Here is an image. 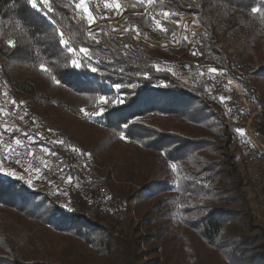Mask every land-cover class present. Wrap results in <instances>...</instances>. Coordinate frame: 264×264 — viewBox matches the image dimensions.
Here are the masks:
<instances>
[{
	"label": "trees",
	"instance_id": "16d2710c",
	"mask_svg": "<svg viewBox=\"0 0 264 264\" xmlns=\"http://www.w3.org/2000/svg\"><path fill=\"white\" fill-rule=\"evenodd\" d=\"M146 4L134 1L121 6L120 14L114 8L107 12L115 18L123 14L118 26L138 30L139 36L161 45L176 44L183 16H196L202 30L193 36L190 53L182 60L191 64L196 76L211 67L237 80L244 96L261 107L252 126L264 140V17L251 11L264 4L260 0H156L145 15L131 13ZM88 6L102 13V0H90ZM54 7L65 38L71 37L76 47L90 49L92 59H85L81 67L72 65L71 60L79 57L58 44L42 11L33 9L28 0H0V67L20 96L23 112L48 108L61 115L67 128L68 122L90 124L81 116L84 109L97 129L105 132L102 143H131L158 153L170 164L172 182L157 183L176 194L168 200L176 203L165 213L172 226L185 229L181 237L190 244L174 264H264V227L253 223L236 167L219 145L230 139L223 117L199 87H186L169 69L158 66H171L186 51L187 40L178 49L154 52L144 44L131 43L129 35L120 40L103 31L96 43L85 33L87 23L75 18L69 0H54ZM164 12L175 15L165 19ZM157 20L167 32L160 30ZM8 39L17 46L8 47ZM41 63L49 71H41ZM89 63L98 70L92 72ZM117 83L124 85L119 92ZM100 96L109 98V103L100 101ZM113 98L124 103L113 104ZM28 133L35 143H43L35 133ZM48 146L56 153L53 144ZM58 155L69 160L66 154ZM54 171L53 178L42 175L38 183L35 173H23L24 179H18L0 172V264H146L141 236H114V227L105 224L107 216L97 193L88 189L79 195L70 168L59 165ZM29 177L31 186L26 183ZM105 199L107 213L119 217L131 212L128 200L123 203L111 195ZM172 254L153 256L149 262L162 264Z\"/></svg>",
	"mask_w": 264,
	"mask_h": 264
},
{
	"label": "rangeland",
	"instance_id": "374dc122",
	"mask_svg": "<svg viewBox=\"0 0 264 264\" xmlns=\"http://www.w3.org/2000/svg\"><path fill=\"white\" fill-rule=\"evenodd\" d=\"M134 1L138 0H120V3L123 6ZM153 4H146L144 8L131 13L145 15ZM101 10L102 15L93 12L97 17V23L92 25V28L96 33L104 31L109 38L118 36L122 40L126 35H129L131 43L144 44L154 52L163 51L169 47L178 49L181 41L185 38L188 42L186 51H181L183 53L173 61L171 66L164 64H158V66L164 70L169 69L177 80L190 89H193L190 85L193 82L197 84L199 80L200 83L198 86L196 85L195 89L199 87L206 100H208L207 92L211 89L212 84L222 82L221 76H227L220 71L211 73L208 69H201L196 76L192 74L191 64L185 59L182 60L185 55L190 53L193 36L202 30V25L196 16L192 14L183 16L176 44L161 45L154 40L137 36L135 32L129 31L123 26H118L122 21L123 14L115 18L112 12H107L104 5ZM87 32L88 27L85 30L86 34ZM227 77L238 84L237 88L233 87L231 83H227L225 94L218 92L215 101H208L214 103L215 108L224 119L225 130L230 139L229 142L223 141L219 145L223 148L222 152L227 160L236 167L238 177L241 180V191L251 210L252 221L254 224L264 227V140L255 135L252 126V121L255 116L260 114L261 107L254 100L244 96L243 89L237 80ZM0 86L3 92H8V96H12V101L15 100L17 105H21L20 96L13 90L1 67ZM238 93L241 98L237 97ZM221 97H230V99L222 101ZM240 105H243L244 109H241ZM9 106L13 110L17 107L13 104H9ZM229 108L234 109L232 116L226 114ZM23 113H15L20 127L24 132L35 133L40 143L47 144L45 146L48 150L50 149L48 142L52 140V132L59 130L64 142L80 147L90 154L93 159V166L90 168L91 174H88L89 168L86 171V166L80 160L72 157H69L68 160V163L72 162L73 164L67 167L74 172V184L79 195L85 194V190L92 189L98 196L99 189L104 188L106 196L111 195L119 198L123 203L128 200L127 204L131 206V212L128 215L115 217L111 213L113 211L108 210L107 213L108 199L100 202L97 197L100 208L107 216L105 224L114 227V236L119 237L121 234L126 238L141 236L140 250L143 253L142 260L146 264H152L149 260L153 256L158 258L159 254L165 252L173 254L163 259L162 264H174L175 258H181L179 252L185 251L187 246L190 247V244L189 241L186 242L187 240L184 237H181L185 229L180 226H172L169 222L170 219H167L169 214L165 213L168 209H171V204L176 203L168 201L176 197V194L170 190L161 189L162 186L157 183V181L164 180L172 182L174 178L170 164L161 155L131 143L123 144L117 141L102 143L100 137L105 132L103 133L100 129H97L96 123L88 118L86 111H82L81 116L90 124L72 126L73 124L68 122L67 128L61 124L63 120L61 115L48 110V108L40 107L32 112ZM237 129H243V134L237 132ZM40 162L39 168H43V173H36L34 167L18 170V168L4 162L3 167L5 169H15L20 175L27 172L35 173L38 176V178L35 177V182L38 183L37 180L40 179V176L52 177L55 173L54 164L46 161ZM45 164L47 167H45ZM154 176H156V180L151 181ZM151 182L153 185L148 184ZM163 199L166 200L161 202ZM100 208L99 210H101ZM110 210H114V207ZM178 239L182 241L177 243ZM162 248H164V251H162Z\"/></svg>",
	"mask_w": 264,
	"mask_h": 264
},
{
	"label": "built area",
	"instance_id": "2783aa9c",
	"mask_svg": "<svg viewBox=\"0 0 264 264\" xmlns=\"http://www.w3.org/2000/svg\"><path fill=\"white\" fill-rule=\"evenodd\" d=\"M221 78L223 79L222 82L212 84L211 89L208 90V100L215 101V96L218 92L221 94H225L227 92V83L229 82H231V85L233 87L237 88L238 84L233 82L227 76H221ZM197 82V84L193 82L190 85L191 88L195 89L196 85L198 86L200 81L198 80ZM5 93H7V95H5ZM0 97V109H3V111L0 112V162H4L18 169L33 168L29 167V165L39 167L41 164L40 161H46L51 164H54L55 166H72V162L68 163V160L58 155L59 153H61L68 155V157L80 160L86 166V171L89 168L88 174H91L89 160L86 159L84 155H82V150H76V148H74L72 145L65 144L64 141L60 139V136L52 134V140L48 142L53 144L56 153L49 151L48 148L45 146L47 145L45 143H30L29 133L23 131L15 115V113L24 114L22 112L21 105L16 104V109H11L9 104H12V96H8V92H3V90H1V86ZM237 97L241 98L239 93ZM240 108L244 109V106L240 105ZM233 112L234 109L229 108L226 114L227 116H232ZM16 139L20 140V145L15 144L14 141ZM61 141L63 143H60ZM5 144H11V148L14 149V151L8 150L5 147ZM17 153H19V156H17ZM28 153H31V155H29ZM17 158L20 159V164L15 163ZM41 172H44L43 168H41ZM105 195L106 191H104V188H100L98 191V198L100 202L104 201Z\"/></svg>",
	"mask_w": 264,
	"mask_h": 264
},
{
	"label": "snow or ice",
	"instance_id": "6c2138e0",
	"mask_svg": "<svg viewBox=\"0 0 264 264\" xmlns=\"http://www.w3.org/2000/svg\"><path fill=\"white\" fill-rule=\"evenodd\" d=\"M156 0H138V3L144 4H153L155 3ZM90 3V0H69V6H71L73 8V10L77 13V16L75 17L78 21H84L87 23L88 25V32L87 35L95 40L96 43H100V41L97 39V35L98 33H96V31L92 28V25L97 23V17L93 14L91 8L88 6ZM102 3L105 7V9L108 8H114L117 11V14H120L121 11V3L120 0H102ZM261 4H264V0H260ZM28 4L33 8L36 9L38 11H42L44 13L45 16L49 17L50 19V24L52 25V27L55 30V34L58 36V44L63 48L66 49L68 53H70L73 57H79L77 58H73L71 60V63L74 67H81L83 61L85 59L91 61L92 57L89 55L90 49L88 47L85 46H80V47H76L75 46V42L72 40L71 37L69 38H65V33L64 31L58 26V21L55 18V13L57 11L56 7H54V0H28ZM96 7H99V4L96 5ZM253 14H260L262 17H264V8L262 7H253L251 9ZM162 15L165 17V19H167L169 16L175 15V13H170V12H164L162 13ZM101 18H106V17H101ZM157 25L160 26V30L167 32L168 29L161 24V22L159 20L156 21ZM178 23V22H177ZM136 34L137 36H139V31L136 30ZM8 47H12L15 48L17 46V43L15 40L12 39H8L6 41ZM125 47H127V45H125ZM196 53H193V55H195ZM91 69L92 72H96L98 69L96 67H92L91 63H89L88 65ZM39 69L41 71H49L48 67L44 64L41 63L39 65ZM157 71H159L160 69L157 68ZM209 72L211 73H217L218 69L216 68H209L208 69ZM139 74V73H138ZM52 79L56 82V83H60V81L56 78V76H52ZM231 83V82H229ZM114 87L117 89V91L119 92V90L124 87V85H121L119 83L115 84ZM127 87L130 88H135L136 85L135 84H129L127 85ZM5 95H7V93H5ZM100 101H102L104 104H108L109 103V98L105 97V96H100L99 97ZM225 99H230V97H221V100H225ZM16 101L13 100L12 104L16 105ZM21 104L23 102H20ZM111 103L116 104V103H124V100L122 98L117 99V98H113L111 100ZM3 109H0V112H2ZM81 111H84V109H81ZM100 111H104L103 108L100 109ZM99 113H93V115H98ZM21 119L23 117H20ZM125 128L128 127V124L124 125ZM7 130V129H5ZM237 132L243 134L244 130L243 129H237ZM121 138H125L124 134L121 133ZM15 144L20 145V140L16 139ZM60 143H63L62 141ZM5 147L10 150V151H14V149L11 148V144H5ZM29 155H31V153H28ZM17 156H19V153H17ZM16 164H20L21 161L19 158L16 159L15 161ZM29 167H34L32 165H29ZM45 167H47V165L45 164ZM173 169H175V164L172 165ZM34 171L36 173H40L41 169L39 167H34ZM0 172H5L7 175H11V176H16L18 179H24L23 175H19L17 173V171L15 169H5L3 167V162H0ZM72 180V177L69 176L67 178V181L70 183ZM26 183H28L30 186L32 184V179L31 177H29V179L26 181Z\"/></svg>",
	"mask_w": 264,
	"mask_h": 264
},
{
	"label": "bare ground",
	"instance_id": "6f19581e",
	"mask_svg": "<svg viewBox=\"0 0 264 264\" xmlns=\"http://www.w3.org/2000/svg\"><path fill=\"white\" fill-rule=\"evenodd\" d=\"M53 134H55V135H58V136H60V139L62 140V138H61V134H60V131L59 130H54L53 132H52ZM30 143H35L33 140H32V138H30ZM65 144H67L66 142H64ZM72 145V144H71ZM73 146V145H72ZM74 148H76V150H82V155H84L85 157H86V159H88L89 160V165H90V168H92V166H93V159H92V157L90 156V154L88 153V152H86L85 150H83V149H81L80 147H77V146H73ZM18 170H20V169H18Z\"/></svg>",
	"mask_w": 264,
	"mask_h": 264
}]
</instances>
